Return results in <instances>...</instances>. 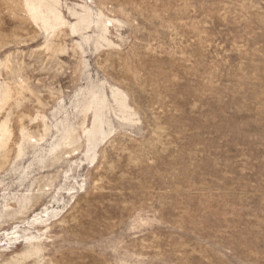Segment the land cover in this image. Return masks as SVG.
<instances>
[{
  "label": "rangeland",
  "instance_id": "374dc122",
  "mask_svg": "<svg viewBox=\"0 0 264 264\" xmlns=\"http://www.w3.org/2000/svg\"><path fill=\"white\" fill-rule=\"evenodd\" d=\"M0 264H264V0H0Z\"/></svg>",
  "mask_w": 264,
  "mask_h": 264
}]
</instances>
